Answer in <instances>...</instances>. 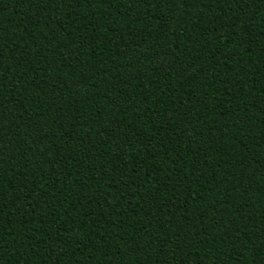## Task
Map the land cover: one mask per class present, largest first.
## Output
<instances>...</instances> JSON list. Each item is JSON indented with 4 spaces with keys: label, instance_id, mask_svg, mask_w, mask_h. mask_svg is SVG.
<instances>
[{
    "label": "trees",
    "instance_id": "obj_1",
    "mask_svg": "<svg viewBox=\"0 0 264 264\" xmlns=\"http://www.w3.org/2000/svg\"><path fill=\"white\" fill-rule=\"evenodd\" d=\"M0 264H264V0H0Z\"/></svg>",
    "mask_w": 264,
    "mask_h": 264
}]
</instances>
